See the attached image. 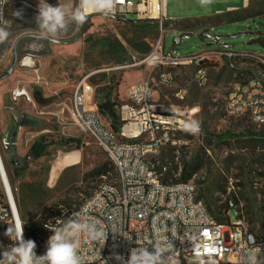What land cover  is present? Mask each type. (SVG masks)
Masks as SVG:
<instances>
[{
    "label": "rangeland",
    "instance_id": "1",
    "mask_svg": "<svg viewBox=\"0 0 264 264\" xmlns=\"http://www.w3.org/2000/svg\"><path fill=\"white\" fill-rule=\"evenodd\" d=\"M60 2L71 10L78 6L79 1ZM47 3L55 6L59 0L7 2L0 28L9 33L16 32L5 48L10 49L19 30L33 29L41 34L35 17L38 8L46 7ZM17 10L22 11L21 17L14 15ZM164 13L166 18L177 23L166 29L163 27L165 52L172 51L180 57H188L212 50H228L241 55L264 57V0H247L246 6L244 0H211L206 5H202L200 0H164ZM119 18L90 14L87 22L79 27L78 40L68 45L26 39L21 46L20 58L29 56L33 61L32 67H22L17 63L12 74L0 82V143L11 138L15 123L24 116L37 119L41 124L21 126L17 130L15 156L20 160L26 158L32 143L40 137L48 141L43 157L37 160L28 157L19 168L10 165L4 149L0 151L15 192L20 183L27 188L35 186L40 191L38 196L30 197L27 193L24 201L30 223H37L46 231L39 233L40 238L49 231L44 225L54 224L60 211L77 209L100 181H115V171L110 165L104 175L98 177L92 174L98 166L109 163L108 157L74 123L70 109L75 87L83 79L92 89L93 103L106 93L120 103L119 96L124 97L126 84L147 76L149 69L146 66H133L147 54L139 58L123 41V34L130 36L129 26ZM159 18L164 25L166 20L163 15L160 14ZM124 19L136 21L137 16L127 14ZM74 29L70 35L61 36L59 41L70 40ZM202 33L207 36L202 37ZM174 38L179 39L177 44L173 43ZM155 40H147L150 50ZM111 43H119L120 46H112ZM1 53L0 75L11 63V53L6 50ZM119 59L125 62L117 63ZM205 67L207 86L200 88L196 84L191 85L184 102L174 97L175 88H156L157 103L178 107L185 115H188V111H194L192 120L200 125L198 133L182 134L185 144L163 148L157 165L162 167L163 174L170 173V180L177 181L183 167L198 164L199 169L191 177L197 198L205 206L207 199L211 209L216 210L224 205L228 196L232 197L237 210L243 211L250 230L259 235L263 228L264 127L255 126L247 115L230 117L225 112L227 89L234 82L248 79L250 69L255 68L256 64L249 60H236L234 67H230L225 58H213L206 62ZM171 72L175 85L181 86L192 77L193 69L184 67ZM152 75L156 77L155 72ZM21 89L27 92L31 102L24 98H13V92ZM101 117L104 125L109 127L108 118ZM68 139L76 142L67 143ZM71 153L78 156V163L62 167L57 171L54 182H49L51 167ZM16 170H19V176L14 175ZM228 220L229 223L236 220L233 209L228 211ZM240 238L235 233V246ZM7 242L0 238L1 246ZM226 260L231 261L229 256Z\"/></svg>",
    "mask_w": 264,
    "mask_h": 264
},
{
    "label": "built area",
    "instance_id": "2",
    "mask_svg": "<svg viewBox=\"0 0 264 264\" xmlns=\"http://www.w3.org/2000/svg\"><path fill=\"white\" fill-rule=\"evenodd\" d=\"M8 1L0 0V25ZM134 5L147 6V0H138L137 3L117 0L115 11L109 17L124 18L127 14H136L137 20H157L159 34L150 52L133 65H144L149 72L141 82L126 87L124 100L117 107L121 121L118 132H113L102 122L85 79L75 87L70 109L74 123L107 155L115 169V181H100L77 209L60 211L59 218L48 226L59 228L69 217L78 216L80 220L94 223L107 232L106 241L89 243L86 238L81 239L79 254L83 264H129L133 250L155 253L158 241L164 250L159 253L156 264H249L250 255H255L257 264H264V228L259 235L251 232L243 211L237 210L232 197L225 199L226 221L217 223L197 198L191 180L185 183L163 182L155 170L163 148L185 144L181 138L188 132L184 125L195 114L188 111L185 115L178 107L157 103L156 88L173 87L176 100L184 102L191 85L207 86L205 64L208 60L225 58L230 67H234L236 60L252 61L256 67L250 69L251 76L232 83L227 89L225 112L230 117L247 115L255 126L264 127V57L228 50H212L188 57L165 52L159 13L156 18H140V13L145 15L146 11L134 10ZM25 60H28L26 65ZM18 63L26 68L33 65L29 56L20 58ZM184 67L193 69L192 77L185 84L176 86L171 70ZM154 72L156 77L152 75ZM13 98L31 102L24 89L15 90ZM5 147V141L0 143L1 152ZM262 174L264 190V166ZM229 209H233L236 216L234 223H229ZM16 221L21 220L0 153V226L7 229ZM44 228L49 231L46 236L37 237V255L46 251L47 240L53 234L45 225ZM234 232L241 236L237 246ZM12 243L8 237V242L2 246L7 248ZM116 256L121 259H116ZM228 256L231 261L226 260Z\"/></svg>",
    "mask_w": 264,
    "mask_h": 264
},
{
    "label": "clouds",
    "instance_id": "3",
    "mask_svg": "<svg viewBox=\"0 0 264 264\" xmlns=\"http://www.w3.org/2000/svg\"><path fill=\"white\" fill-rule=\"evenodd\" d=\"M202 5L210 4L211 0H200ZM117 0H79L75 9H68L59 0L57 5L47 3L46 7L38 8L35 17L37 28L41 32L42 39H50L58 42L59 38L67 34L69 25L76 27L83 26L90 13H99L105 17L111 16L116 8ZM16 17L22 16V11L14 12ZM10 33L4 28H0V42H4ZM185 131L198 133L199 122L191 120L185 123ZM49 225V224H48ZM53 233L47 240L46 251L42 255H37L36 243L32 239L25 240L23 236L24 224L16 221L14 225L8 226L5 235L13 243L7 248L0 250V264H83L79 254L80 242L86 238L89 243L93 241H106L107 232L102 227H97L94 223L82 221L78 216H71L64 221L59 228L49 227ZM160 239H166L161 237ZM161 248L159 241L156 245L155 253H149L141 249L139 253L132 251L129 264H156L159 259ZM116 259L121 257L116 256ZM249 264H257L255 255L248 257Z\"/></svg>",
    "mask_w": 264,
    "mask_h": 264
},
{
    "label": "trees",
    "instance_id": "4",
    "mask_svg": "<svg viewBox=\"0 0 264 264\" xmlns=\"http://www.w3.org/2000/svg\"><path fill=\"white\" fill-rule=\"evenodd\" d=\"M119 20H122L126 25H128L130 32V36H127L125 34L122 35L123 41L133 49L135 53L138 54L139 58L145 56L149 53L150 47L147 42V40H155L158 37V22L152 21V20H136V21H127L124 18H119ZM177 23H174L172 21L167 20L164 25L162 24V27L165 29L170 26H176ZM115 44L119 43H111L110 45L114 46ZM120 46V45H119ZM130 57H128L129 59ZM138 58V57H137ZM122 60V59H121ZM125 62V60L120 61L117 60V63ZM94 104L96 106L97 113L100 116H105L109 120V127L113 132H118L121 121L119 119V116L117 114V107L119 106V102L116 100H113L110 98V93H106L102 99H95ZM190 135V133L188 134ZM182 138V137H181ZM66 142H76L75 140L68 139ZM48 147V141L45 137H40L36 141L32 143V145L29 148V153L27 157H31L34 160H37L41 157H43L46 153V149ZM109 160V159H108ZM4 164V161H3ZM112 166L114 169L112 163L109 160V163L106 162L100 166H98L94 171H92L95 176H102L107 172V167ZM264 166V165H263ZM5 168V164H4ZM199 169V165L195 164L194 166L188 168L183 167L180 178L177 181L170 180L171 175L169 172L163 174L162 167H159L158 165H155V170L161 175V179L163 182L167 183H185L191 180V177L197 172ZM115 171V169H114ZM6 172V168H5ZM7 175V173H6ZM14 175L19 176V170H16L14 172ZM116 176V173H115ZM263 177V174H262ZM8 183L10 185V189L12 191L15 205L17 208V212L19 215V218L21 222L24 224V237L26 240L32 239L36 241L37 237L39 236V233L41 231H45L41 225H38L37 223H30V219L28 218V214L25 211L24 201L27 198V193H29V196H38L40 194V191L35 186L26 187L24 183H20L18 186L17 193L15 192V188L12 186L13 182L8 178ZM26 188L28 191H26ZM264 193V191H263ZM30 196V197H31ZM200 200V199H199ZM206 206L209 214L212 216V218L220 224H223L226 221V218L224 217V213H226V203L224 202V205L222 207H219L216 210H212L210 203L206 199ZM205 206V207H206ZM263 212H264V206H263ZM262 227L264 228V222L262 223ZM262 228V229H263ZM6 227L0 226V238L5 239L7 242L8 237L5 235ZM250 230V228H249ZM252 232V230H250ZM46 232V231H45Z\"/></svg>",
    "mask_w": 264,
    "mask_h": 264
},
{
    "label": "water",
    "instance_id": "5",
    "mask_svg": "<svg viewBox=\"0 0 264 264\" xmlns=\"http://www.w3.org/2000/svg\"><path fill=\"white\" fill-rule=\"evenodd\" d=\"M74 29V25L71 24L69 26L68 32L67 34H65L66 36L70 35L71 32ZM11 32L10 35L8 36V38L4 41V42H0V57H1V52L7 50L6 43L9 40L10 37H12V35L15 33ZM19 34L18 36H16L11 44V63L10 65L7 67V69L0 75V82L7 79L13 72L14 68L16 67L17 63L19 62L20 59V53H18L17 48L18 45L20 43H22L23 41H25L26 39H34L43 43H56V44H64V45H68L71 43H74L78 40V34H79V27H76L74 29L73 32V36L70 40L68 41H59L58 42H53L50 39H42L41 38V34H38V32L36 30L33 29H23V30H19L18 31ZM202 37L207 36L206 33H202L201 34ZM179 42L178 38H174L173 39V43L177 44ZM5 48V50H4ZM2 49V51H1ZM41 124V121L34 119L32 117H28V116H24L22 117V120H19L15 123V128H14V132L11 136V138L5 140L6 142V147H5V154H6V158L7 161L10 163V165L14 168H19L22 164V162H25L26 160H28V157L24 158L23 160L18 159L15 156V140L17 137V130L21 127V126H37Z\"/></svg>",
    "mask_w": 264,
    "mask_h": 264
},
{
    "label": "bare ground",
    "instance_id": "6",
    "mask_svg": "<svg viewBox=\"0 0 264 264\" xmlns=\"http://www.w3.org/2000/svg\"><path fill=\"white\" fill-rule=\"evenodd\" d=\"M134 10L137 11H146V14H142L140 13V18H146V17H150V18H156L158 16V9H157V2L156 0H147V6H142V5H134L133 6ZM28 60H25V64L27 63ZM78 163V156L71 153L68 155H65L64 157H62L60 159V161H58L56 164H54L50 171H49V182L53 181L57 171H59V169H61L62 167H66V166H70V165H76ZM54 182V181H53Z\"/></svg>",
    "mask_w": 264,
    "mask_h": 264
},
{
    "label": "crops",
    "instance_id": "7",
    "mask_svg": "<svg viewBox=\"0 0 264 264\" xmlns=\"http://www.w3.org/2000/svg\"><path fill=\"white\" fill-rule=\"evenodd\" d=\"M247 5V0H244V6H246ZM157 9H158V13H159V15L160 14H163V16H164V19L167 21V20H169L168 18H166L165 17V13H164V0L163 1H158L157 2ZM170 21V20H169ZM141 76V75H140ZM144 78H140V80L139 81H137V82H135V83H138V82H141L142 80H143ZM132 84H134V83H129V84H126V85H132ZM121 85H122V82H121V84L119 85V91H120V87H121ZM126 85H124V86H126ZM126 89V88H125ZM92 90V89H91ZM118 91V92H119ZM125 91V90H124ZM120 93V92H119ZM91 99H92V93H91ZM119 99H120V101L122 102L123 100H124V97H121V96H119ZM95 105V104H94ZM101 117V116H100ZM101 120H102V117H101ZM103 121V120H102ZM18 139H17V137H16V140L15 141H17Z\"/></svg>",
    "mask_w": 264,
    "mask_h": 264
},
{
    "label": "flooded vegetation",
    "instance_id": "8",
    "mask_svg": "<svg viewBox=\"0 0 264 264\" xmlns=\"http://www.w3.org/2000/svg\"><path fill=\"white\" fill-rule=\"evenodd\" d=\"M32 20H33V19H31V25L33 26ZM22 44H23V42L20 43V44L18 45V48H17L18 53H20V51H21V46H22ZM10 50H11V46H10V49L7 48L6 51H7L8 53H11ZM1 51H2V49H1ZM11 57H12V55H11Z\"/></svg>",
    "mask_w": 264,
    "mask_h": 264
}]
</instances>
